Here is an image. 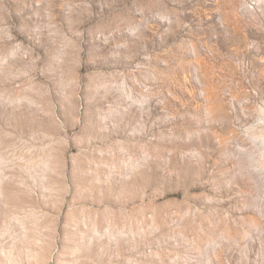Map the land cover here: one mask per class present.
<instances>
[{
  "label": "rangeland",
  "instance_id": "1",
  "mask_svg": "<svg viewBox=\"0 0 264 264\" xmlns=\"http://www.w3.org/2000/svg\"><path fill=\"white\" fill-rule=\"evenodd\" d=\"M0 264H264V0H0Z\"/></svg>",
  "mask_w": 264,
  "mask_h": 264
}]
</instances>
